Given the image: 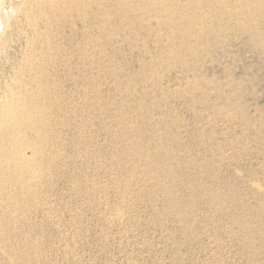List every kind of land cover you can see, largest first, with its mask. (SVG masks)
Wrapping results in <instances>:
<instances>
[{
    "label": "rangeland",
    "instance_id": "1",
    "mask_svg": "<svg viewBox=\"0 0 264 264\" xmlns=\"http://www.w3.org/2000/svg\"><path fill=\"white\" fill-rule=\"evenodd\" d=\"M119 2L2 0L0 106L42 98L46 125L37 180L2 171L0 264H264V31L220 0L218 40L169 66L176 30Z\"/></svg>",
    "mask_w": 264,
    "mask_h": 264
},
{
    "label": "bare ground",
    "instance_id": "2",
    "mask_svg": "<svg viewBox=\"0 0 264 264\" xmlns=\"http://www.w3.org/2000/svg\"><path fill=\"white\" fill-rule=\"evenodd\" d=\"M34 1L38 4L44 2V0H34ZM55 1H59V2L64 3V4H68L67 7L69 9H71V8L73 9L77 6L80 9H81V7H83L81 9V12H82L81 14H83L85 16V18L91 17L88 15L87 11L84 10V7L89 6V4H93V5L95 4L97 6L96 10H97L98 14L104 15V14H106L105 13L106 10L102 6H105V3H107V2L109 4L118 3V0H87V1L86 0H84V1L83 0H55ZM196 1H198V0H191V2L194 3V6H197L198 8L200 6H202L201 3L199 4L198 2H197L198 5H195ZM182 2H181V0H171V2L168 0H127V2H119V3H123L124 6H127L129 9L134 8V9L138 10L140 12L141 16L147 15L149 17L152 16V18L153 17L156 18V22L159 25L158 27L164 26L168 30L167 32L171 31V33H173L172 30H176V33L175 32L174 33L175 34L178 33L177 36L179 39V40L177 39L178 40L177 44H176V42L174 44L172 37H170V36L168 37L170 41H168L169 42V45H168L169 48H168V53L166 54V58L168 59L169 66H174L177 63L185 64V63H187L188 60H191V59L197 60L199 57V54L203 51H206L205 49H207L211 45V43L215 40V39H213V38H216L214 36H217V35L220 36L221 33L224 31V28H222L223 25L219 26L218 22L219 23L222 22V20L225 17L226 18L229 17V14H230V13H228L229 11L226 7L228 2H226L225 5H222L220 3V0H212V2L214 4L218 5L220 3L219 4L220 6H218V8L216 5L217 9H212L209 5H207L206 7L203 6V9L201 8V11H202L201 14L199 13L197 16L193 15V17H192V15H191L192 13L190 12V10H188L186 7H184V3H182ZM230 2H231L230 4H232V6L236 7L235 8L236 9L235 10L236 15L233 13L234 14L233 16H236V18L239 14H241L243 16V18L240 20L236 19V18L235 19L237 22H239L240 24H242L244 26L243 30H244V33L247 34V36H248V39H247L248 42L252 45L256 44V46H257L258 40L264 31V0H230ZM48 6L53 12L56 13V19L60 20V14H59L60 9H59L58 5L53 4V3H49ZM210 8L212 9V11ZM1 9H2V0H0V13H1ZM80 9H78V10H80ZM150 11H158V15H156V16H153V14L150 15L151 14ZM31 13H32V11H30V14ZM186 16L188 17L189 22H187L186 24L181 23L180 20L182 21V17L184 18ZM96 17H97V15H96ZM85 18H83V19L85 20ZM204 18H208V19L210 18L211 23L210 24L205 23ZM226 18H225V20H226ZM83 19H81L80 21H82ZM210 19H209V21H210ZM185 20L183 22H185ZM31 23H33V20H31ZM0 26H2L1 15H0ZM86 26L87 25H85L83 27H86ZM167 32L165 31V33H167ZM168 35L169 34H167L166 36H168ZM174 35L171 34V36H174ZM87 36H88V34L86 35V37ZM219 36H217V37H219ZM158 38H160V36H158ZM158 38L156 41L157 44L159 43V40H160V39L158 40ZM174 38L176 40V36H174ZM216 40H218V39L216 38ZM171 42H173L172 44H174L175 46L171 45ZM256 46H255V48H256ZM164 52H166V49ZM162 56H163V53H162ZM29 63H27L26 67H28ZM31 65L29 66L30 68H32ZM31 81L33 83H35L36 85L37 84L40 85L41 82L45 83L44 80L42 81V76H40V74L38 72H34L31 75ZM8 85H9V83H8ZM11 87H12V85H11ZM28 95L31 97L34 96V95H30V93ZM27 98H29V97H27V95L21 94V96L20 95L17 96V98H15L14 100L12 99L13 101L10 100L11 102H9V103L5 102V105L3 107L0 106V183H1L2 188L5 184L8 183L6 178H5L6 175L2 172L6 169H8V171H11L10 173H12L14 175L12 177H15L16 183H19L20 185L19 184L18 185L21 187L28 185L30 182L32 183V181H34V179L36 177L34 175V170L36 168V155H37L36 153H38L37 150H40L38 148V146H39L38 141H40L41 136H43V134H44V133L41 134V132L43 130H45L46 124H44V115H43L44 111L41 112L39 110L40 105L38 107V102L42 98L41 99L38 98L39 100H37L35 102L33 100V103H31L29 105L25 104V101ZM33 99H34V97H33ZM27 102H28V99H27ZM2 103H3V100H2ZM47 107H49V106H47ZM47 120H48V118H47ZM24 131H28L27 135L29 134V131H31L32 133H35V138H31L29 136V138L31 140L26 139ZM48 131H49V129H48ZM33 136H34V134H33ZM42 147H44V146H42ZM26 149H28L31 152V153H29L30 155L25 154ZM24 172L29 173L28 176L27 175L23 176L22 174ZM5 173H6V171H5ZM13 180H14V178H13ZM35 180H37V179H35ZM13 183H15V181H13ZM10 185H8V186H10ZM21 187H19V188H21ZM28 187H30V186H28ZM21 190H23V189H21ZM24 192H26V191H24ZM27 193L28 192H26V194ZM28 195H30V190H29V194H27V196ZM8 201H9V199H8ZM179 204H181V203H179ZM6 224H7V222H6Z\"/></svg>",
    "mask_w": 264,
    "mask_h": 264
}]
</instances>
